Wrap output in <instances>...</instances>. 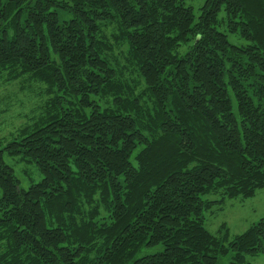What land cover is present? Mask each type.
Instances as JSON below:
<instances>
[{
	"label": "trees",
	"instance_id": "16d2710c",
	"mask_svg": "<svg viewBox=\"0 0 264 264\" xmlns=\"http://www.w3.org/2000/svg\"><path fill=\"white\" fill-rule=\"evenodd\" d=\"M2 72L49 99L0 149V264L264 255V217L231 240L204 217L264 190V0L197 17L185 0H0ZM4 154L41 180L20 189Z\"/></svg>",
	"mask_w": 264,
	"mask_h": 264
},
{
	"label": "rangeland",
	"instance_id": "374dc122",
	"mask_svg": "<svg viewBox=\"0 0 264 264\" xmlns=\"http://www.w3.org/2000/svg\"><path fill=\"white\" fill-rule=\"evenodd\" d=\"M185 5L191 7L194 16L197 17L203 0H185ZM58 15L60 22L70 19V15L65 12L58 11ZM222 16L223 13H220L219 18ZM228 41L237 46L246 44L244 40L234 35H228ZM7 77L5 72L0 73V149L7 142L15 139L22 128L32 126L41 117L43 107L49 99L41 85L24 78L9 81ZM3 159L13 169L19 180L20 189L27 190L31 184L41 180L42 177L35 165L22 162L19 158H11L6 154ZM204 199L217 201L220 197L207 196ZM204 217L205 227L210 233L216 235L221 224H225L231 240L264 217V190H258L250 199L225 200L222 205L215 206L212 211L205 213ZM161 250V246L144 247L136 258L156 254ZM229 261V257H226L220 261V264H229ZM247 264H264V255L248 258Z\"/></svg>",
	"mask_w": 264,
	"mask_h": 264
}]
</instances>
